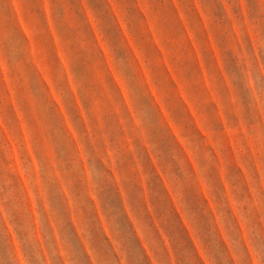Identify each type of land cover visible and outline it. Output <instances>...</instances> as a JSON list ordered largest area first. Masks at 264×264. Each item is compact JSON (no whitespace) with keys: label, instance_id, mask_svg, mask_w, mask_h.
Returning a JSON list of instances; mask_svg holds the SVG:
<instances>
[{"label":"rangeland","instance_id":"374dc122","mask_svg":"<svg viewBox=\"0 0 264 264\" xmlns=\"http://www.w3.org/2000/svg\"><path fill=\"white\" fill-rule=\"evenodd\" d=\"M0 264H264V0H0Z\"/></svg>","mask_w":264,"mask_h":264}]
</instances>
